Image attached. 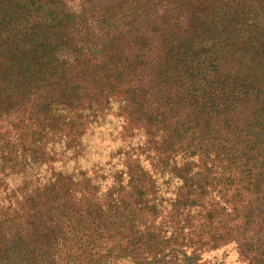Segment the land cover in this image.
I'll use <instances>...</instances> for the list:
<instances>
[{"label":"trees","instance_id":"trees-1","mask_svg":"<svg viewBox=\"0 0 264 264\" xmlns=\"http://www.w3.org/2000/svg\"><path fill=\"white\" fill-rule=\"evenodd\" d=\"M0 94L71 109L67 124L57 118L67 145L109 98L133 103L150 165L185 189L163 231L145 226L136 239L151 211L122 204L129 214L90 241L88 223L103 215L65 205L86 182L24 183L0 207V264H155L229 244L263 264L264 0H0ZM129 180L136 192L124 198L149 191L144 174Z\"/></svg>","mask_w":264,"mask_h":264},{"label":"rangeland","instance_id":"rangeland-1","mask_svg":"<svg viewBox=\"0 0 264 264\" xmlns=\"http://www.w3.org/2000/svg\"><path fill=\"white\" fill-rule=\"evenodd\" d=\"M56 108L54 103L44 110L40 103L12 100L5 94H0V159L4 157L12 161L3 164V159L0 160V207H7L11 192L22 188L24 183L28 186L27 191H31L35 186L54 184L56 179H71L74 183L84 181L87 185L79 187L78 190L82 194H76L75 199L66 200L69 202L64 204L70 208L83 205L89 213L98 212L103 215L99 221H89L87 233L89 236L91 234L90 241L95 238L99 240L98 235L107 231L102 226L108 227L106 225H111L122 213L129 214L128 211L120 213L118 207L122 204L135 210L145 207L151 211L137 219L136 224L141 228L134 230L136 239L145 226L163 231L172 202L185 189L177 177L168 172L160 173L150 165L151 152L142 151L147 137L141 127L132 124L140 118L137 107L133 103L125 105L112 97L109 98L102 111L90 119L79 136L78 143L72 145H67L62 136L67 127L60 132L57 129V118H60L64 125L67 124L65 113L71 109ZM2 141L7 149H3ZM30 149L33 150V155ZM191 161V173H195L198 159L193 157ZM15 163L20 165L14 167ZM131 170L149 178V191H146L143 197L134 195L131 199L124 198L125 192H136L129 180ZM17 198L21 199L19 195ZM215 201H218V198H215ZM48 205V219H53L52 208L55 207V202ZM90 216L92 217V214ZM87 219L91 220L89 216ZM112 229L121 233L127 231L124 228ZM169 235L170 232L160 233L162 239ZM117 240L119 245L124 244L120 238ZM185 250L186 255L183 251L175 252L155 264H251L238 253L233 244L214 249L207 246L196 255H191L190 249ZM88 253L91 252L88 250ZM142 263V260L128 257L119 258L114 262Z\"/></svg>","mask_w":264,"mask_h":264}]
</instances>
